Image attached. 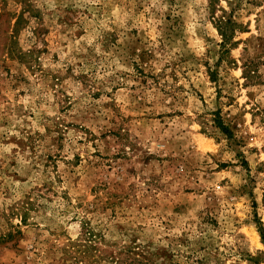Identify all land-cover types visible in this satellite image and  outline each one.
Segmentation results:
<instances>
[{"label":"rangeland","instance_id":"374dc122","mask_svg":"<svg viewBox=\"0 0 264 264\" xmlns=\"http://www.w3.org/2000/svg\"><path fill=\"white\" fill-rule=\"evenodd\" d=\"M261 234L264 0H0V264H264Z\"/></svg>","mask_w":264,"mask_h":264},{"label":"trees","instance_id":"16d2710c","mask_svg":"<svg viewBox=\"0 0 264 264\" xmlns=\"http://www.w3.org/2000/svg\"><path fill=\"white\" fill-rule=\"evenodd\" d=\"M229 22L227 21L226 23L219 22L217 25L218 31L220 32L221 37L223 38V42L221 46H224L227 44V41L229 42V39L231 35L233 34V30L229 27ZM225 50V49H224ZM226 52V50H225ZM222 127V126H220ZM224 129V128H221ZM262 240H264V234H261Z\"/></svg>","mask_w":264,"mask_h":264}]
</instances>
